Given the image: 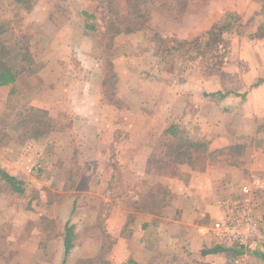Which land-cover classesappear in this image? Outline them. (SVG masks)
<instances>
[{"label":"rangeland","instance_id":"rangeland-1","mask_svg":"<svg viewBox=\"0 0 264 264\" xmlns=\"http://www.w3.org/2000/svg\"><path fill=\"white\" fill-rule=\"evenodd\" d=\"M51 1L58 6L68 5L64 0ZM35 2L36 0H24L21 3L17 0H0V70L12 69L20 73L16 84L0 87V139H3L0 143V165L10 175L17 177L25 189L23 195L18 194L10 184L0 179V264H95V261L97 264H129L128 258L114 252L118 236L123 237L136 221L137 226L139 223L143 225L146 223L145 219H150V215H154L156 222L160 217L169 219L174 216L177 208L175 204L172 206L171 203H166L170 194L169 186L164 182L167 177L163 179L160 176H147L143 172L142 161L129 160L126 154L128 141L136 139V147L141 150L144 143L139 141L144 139L147 146L153 147L157 153L164 154L168 150V161L186 165L196 172H205L211 168L224 169L226 161H233L228 160L227 156H244V149L225 148L214 152L206 141H200L206 145L203 144V149L193 153V160L176 162L174 145L182 139H191L187 127L183 128V119L159 112L157 118L160 122L145 126L149 115L145 109L150 110L151 97L143 90L130 92L127 84L117 87L114 62H118L117 59H112L110 44L104 59H95L94 66H84L77 59L75 46L71 53H65L71 59L57 58L49 44L57 41L59 29L65 22L71 21V17L69 13L62 14L59 10L61 8L56 7L53 19L49 16L39 18V23L44 28L48 25V28L34 32L32 27L37 17L32 15V10L36 6ZM45 2L51 4L48 0ZM93 2L95 8H92L94 12L91 15L94 18L90 23L99 27V32L95 35L100 38L108 32L103 27L107 29L111 25L113 28V24L124 32L140 26L149 27L147 16L125 15L113 0ZM126 5L128 7V2L122 4V8ZM80 19L85 21L79 10L78 15H74V22L79 23ZM16 28L18 30L15 31ZM219 33L220 30L201 31V35L193 41L169 38L162 43L157 39L162 43V53L168 59H164L166 62L160 66L158 64L159 71L155 77L161 78L160 70L164 69L163 80L167 75L171 87L176 82L188 87L192 82L196 84L199 72L202 77L207 78L210 69H218L222 64L220 53L215 47H209V41ZM65 34L66 37L62 39L68 44L70 33H62ZM157 36L158 34L156 38ZM127 50L121 49L118 54L115 52V56L123 55ZM17 53L24 59H16L20 58ZM194 55L200 56L199 59H192ZM139 60L144 62V59ZM120 62L121 68H132L135 64L129 59H121ZM141 64L137 66L138 73L142 76L139 83L144 85L143 72L149 70L147 63ZM100 71L107 73L108 78L102 80L93 77ZM182 73L189 75L179 81L176 78ZM148 83L158 88L160 81L151 80ZM123 94H126L124 98ZM118 98L119 111L114 104ZM180 99L186 106L190 96L182 94ZM195 100L200 102L199 99ZM135 106L136 109L133 108ZM41 111H46L51 118L50 130L44 138H29V133L22 130L19 136L13 131L9 132L10 135L7 133L15 125L14 120L20 112L29 115L39 114ZM233 114L240 116L236 112ZM220 115L224 119L225 113ZM24 119L26 127H31L29 117ZM178 121L182 129H176L178 131L174 137L164 133V127L166 129L172 125L175 128L180 125ZM150 141L155 144L152 145ZM168 171L171 172V169ZM251 185L252 187L244 184L236 187L235 184L233 190L222 191L221 197L227 195L217 202L221 210L218 218L210 221L212 233L215 222L226 213L224 202L238 201L237 209L241 211L247 197L252 195L251 199L257 201L253 187L262 190V186L255 177ZM245 187L252 193L245 194ZM161 188L167 190L165 197L160 195ZM151 195L158 196V199L165 198L164 203L161 205L155 202ZM255 204L258 209L255 213L264 221L259 204ZM68 226L73 227L74 246L69 253L64 248ZM213 239L215 241L211 244L217 241L215 236ZM159 245L168 246L166 241ZM164 246L159 249L165 248ZM199 247L200 245L198 249ZM224 258L226 264L246 263L244 255L236 257L227 252L224 253ZM166 260L164 264H189L184 260H174L171 256L169 259L166 257ZM193 264L204 263L193 259Z\"/></svg>","mask_w":264,"mask_h":264},{"label":"crops","instance_id":"crops-1","mask_svg":"<svg viewBox=\"0 0 264 264\" xmlns=\"http://www.w3.org/2000/svg\"><path fill=\"white\" fill-rule=\"evenodd\" d=\"M17 1L21 3L24 0ZM45 1L47 0L35 2L32 15L37 17V21H34L32 30L45 31L48 25L44 28L39 23L41 21L39 18L49 16L53 19L56 15L54 8L59 7L62 14L69 13L71 21L63 24L59 29L57 41L49 44V48L57 58L71 59L65 53L67 51L71 53L72 47L75 46L77 59H80L84 66H94L95 59H104L110 44L112 59H117L118 62H114L117 87L127 84L130 92L143 90L151 97L152 106L150 110L145 109L149 113L145 126L157 125L159 112L166 113L173 118L183 119V128L187 127L192 142L206 141L211 151L220 152L221 149L230 150L236 147L244 149V156L241 154L235 157L227 156L228 160L233 161H226L224 169L211 168L205 172H196L186 165L168 161L166 159L168 150L164 154L157 153L153 147L147 146L144 139L139 141L141 144L144 143L141 150L136 147V139L128 141L126 154L129 160L142 161L143 172L147 176H160L163 179L167 177V181L164 182L169 186L170 194L166 203H171L172 206L175 204L177 209L174 211V216L169 219L160 217L156 222L153 219L154 215H150V219H145L146 223L143 225L139 223L137 226L136 221L135 227L129 229L123 237L118 236L114 252L128 258L129 264L160 262L164 264L167 262L166 257L169 259V256L189 264H193V259L204 264H226L224 253L229 252L233 255L231 250L238 248H232L219 240L216 243H221L223 246L211 244L214 233L211 232L209 225L211 220L215 221L219 216L221 208L217 202L227 195L221 197L222 191L233 190L235 184L236 187L242 184L252 187L254 177L264 190V0H113L119 11L125 15L147 16L149 27L140 26L126 29L125 32L121 28H116L117 25L114 24L113 28L111 25L107 29L103 27V30L108 32L101 38L107 42L95 35L99 32V27L90 23L94 18L91 15L94 12L92 8H95L93 0H64L68 5L59 6L51 0L48 1L52 5H48ZM126 2L128 7L126 5L122 8V4ZM79 10L85 21L80 19L77 23L74 22V15H78ZM111 30L112 34H110ZM219 30L222 31L224 42V46L221 44L218 51L222 57V64L218 69H210L207 78L202 77L199 72L196 75L198 76L196 84L192 82L188 87L184 83L176 82L171 87L167 75L163 80L164 69L160 70L161 78L155 77L159 71L158 64L160 66L166 62L164 59H168L161 50L164 41L169 38L193 41L201 35V31ZM63 32L70 33L68 44L62 39L66 37V34L62 35ZM156 34H158L157 38ZM124 48L128 50L123 55L115 56V52L118 54ZM6 50L8 53L9 49ZM17 54L20 58L16 59H24L20 53ZM194 56L192 59L200 57ZM121 59H129L135 64L132 68L129 66L121 68ZM139 59H144V62ZM140 63L148 64L149 71L143 72L144 85L139 83V78L142 76L138 73L137 66ZM17 74L19 76L20 73ZM188 75L182 73L176 79L180 81V78ZM93 77L104 80L108 78V74L100 71ZM151 80H159V87L149 84L148 81ZM182 94L190 96L186 106L182 104V99L179 100ZM125 96L126 94H123V98ZM120 98L114 103L118 111ZM195 99H199L200 102ZM234 112L240 116L236 117ZM220 113H225L224 119ZM177 123L180 127L173 128L172 125L166 129L164 127V133L174 137L178 131L176 129H182L181 123L179 121ZM151 144L154 145L155 142ZM153 167L155 170H152ZM168 169H171V172ZM235 172L237 173L234 174ZM262 190L253 187V192L258 198L256 202L264 214ZM263 237L264 224L260 225L259 236L251 240L247 246L240 248L242 254L239 256L244 255L245 264H264ZM165 241L168 246L159 245ZM198 245H200L199 249ZM163 246L165 248L159 249ZM216 248L223 250L216 251Z\"/></svg>","mask_w":264,"mask_h":264},{"label":"trees","instance_id":"trees-1","mask_svg":"<svg viewBox=\"0 0 264 264\" xmlns=\"http://www.w3.org/2000/svg\"><path fill=\"white\" fill-rule=\"evenodd\" d=\"M222 31H220L219 34L215 35L213 37V40H210L209 43L211 46L209 47H215V50L218 52L219 46L222 44L224 46L223 39L221 37ZM18 74L12 69H4L0 70V87H7L10 85H14L17 82ZM24 117H29L32 126L26 127V120ZM28 119V120H29ZM50 117L46 111H41L39 114H29L26 115L25 112H20L19 115L17 114L14 122L15 125L8 130V134L10 135V131L15 132L18 136L20 135V131H24L25 133H29V138L33 139H39L44 138L49 130H50ZM4 130V129H3ZM5 131V130H4ZM22 134V133H21ZM5 138V135H4ZM2 138L0 139V143H2ZM203 144L201 143H194L189 140H180L178 145L174 147V160L176 162H189L193 160V153L199 152L201 149H203ZM0 179L4 182H7L10 184L15 192L18 194H24L25 189L22 186V182L15 176L10 175L5 169H3L0 165ZM161 196L165 197L167 194V190L165 188H161ZM151 199H153L155 202L160 203L161 205L164 203L165 198L158 199V196L151 195ZM65 245V251L69 253L73 249V227L68 226L66 228V237L64 240ZM223 250L220 248H216V251ZM233 252L234 256H239L242 254V250L240 249H233L231 250ZM79 264H82L81 262ZM95 264L97 262L95 261Z\"/></svg>","mask_w":264,"mask_h":264},{"label":"built area","instance_id":"built-area-1","mask_svg":"<svg viewBox=\"0 0 264 264\" xmlns=\"http://www.w3.org/2000/svg\"><path fill=\"white\" fill-rule=\"evenodd\" d=\"M244 192L245 194L252 193L247 187L244 188ZM251 197L252 195L244 200V207L241 211L237 209L238 201L224 202L226 213L214 224V236L221 243L232 248H241L259 236L260 225L264 224V221L257 215L258 213H255L258 209Z\"/></svg>","mask_w":264,"mask_h":264}]
</instances>
